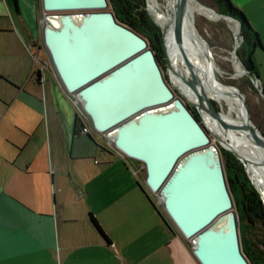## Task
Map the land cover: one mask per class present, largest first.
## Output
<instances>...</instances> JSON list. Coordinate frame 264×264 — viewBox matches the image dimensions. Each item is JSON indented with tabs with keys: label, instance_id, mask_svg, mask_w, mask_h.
Masks as SVG:
<instances>
[{
	"label": "crops",
	"instance_id": "obj_1",
	"mask_svg": "<svg viewBox=\"0 0 264 264\" xmlns=\"http://www.w3.org/2000/svg\"><path fill=\"white\" fill-rule=\"evenodd\" d=\"M14 1L0 0V264H199L126 156L73 130L77 107L32 57L38 0ZM230 2L257 33L261 66L264 0Z\"/></svg>",
	"mask_w": 264,
	"mask_h": 264
},
{
	"label": "water",
	"instance_id": "obj_2",
	"mask_svg": "<svg viewBox=\"0 0 264 264\" xmlns=\"http://www.w3.org/2000/svg\"><path fill=\"white\" fill-rule=\"evenodd\" d=\"M106 3L38 0L40 41L55 78L93 131L123 155L141 162L143 187L187 239L199 264H249L239 247L236 213L219 150L208 133L239 161L263 165L264 161L244 156L201 114L203 109L216 116L224 127L247 128L264 146V135L250 121L243 95L230 84L243 111L239 124L228 123L204 95L192 73L195 63L179 45L186 0H177L171 38L189 70L183 82L203 119L200 123L167 85L145 38L116 21ZM217 14L235 21L239 31L237 19ZM241 73L257 85L254 74L245 69ZM258 92L264 99L260 87Z\"/></svg>",
	"mask_w": 264,
	"mask_h": 264
},
{
	"label": "trees",
	"instance_id": "obj_3",
	"mask_svg": "<svg viewBox=\"0 0 264 264\" xmlns=\"http://www.w3.org/2000/svg\"><path fill=\"white\" fill-rule=\"evenodd\" d=\"M106 1V7L111 10L115 20L143 36L146 40L147 46L151 48L154 56L156 57L157 48H155V44L160 43V31L158 26L147 14L144 0ZM157 1L161 3L163 0ZM214 2L218 12L232 16L239 21L238 35L240 37V41L236 47V54L244 69L257 76L255 64L251 59V53L254 48H261L262 45L258 40L256 31L250 26L240 8L233 5L230 0H214ZM13 4L16 7L14 0ZM205 8L214 11L213 9L207 7ZM232 24L236 35V23L233 21ZM237 43L238 41L235 36L233 46H236ZM227 87L233 91L230 84H227ZM260 92L264 95V84H260ZM190 112L199 121L195 113L191 110ZM81 124V118L79 114L76 113L74 116L73 130L76 131L75 129H78ZM84 134H87L92 138L90 133ZM98 145L101 148H104V146L100 144ZM218 150L222 162L226 187L231 197L232 207L236 213L237 234L240 250L249 264H264V206L262 201L246 176L242 163L225 148L218 146ZM136 184L145 194L152 206L156 209L162 221L169 227L168 220L163 217L162 213L158 209L159 206L154 203L152 197L147 193L140 181L136 180ZM89 218L99 233L102 234L98 224L91 214H89Z\"/></svg>",
	"mask_w": 264,
	"mask_h": 264
},
{
	"label": "bare ground",
	"instance_id": "obj_4",
	"mask_svg": "<svg viewBox=\"0 0 264 264\" xmlns=\"http://www.w3.org/2000/svg\"><path fill=\"white\" fill-rule=\"evenodd\" d=\"M145 1L148 13L151 15L155 23L161 28L162 36L165 38L167 67L171 79L190 100H193L194 98L191 91L183 82V80L189 76V70L185 66L180 53L176 49L171 38L173 11L177 0H165L162 4L157 0ZM205 7L210 8L201 3L199 4L198 1L186 0V8L179 26V45L183 53L195 63L196 67L192 70V73L199 80V85L204 95L209 100H215L219 104V106L222 108L219 112L228 123L239 124L243 121V111L240 102L229 87L223 84L219 79H216L212 76V70L217 69L216 64L212 59L205 41L201 38L194 27L192 12H198V9L202 13L220 17L217 12L206 9ZM226 19L230 21L231 18ZM230 26L233 29V33L235 35L233 24L231 23ZM192 43L195 45L201 55V64L197 62ZM235 61L239 69L242 70V68L239 66L238 59L235 58ZM201 114L203 119H205L208 123H211L214 131L219 136L223 137L229 143L234 145L236 149L241 151L244 149V156L264 161V146L252 138V135L247 128H234L231 126H225L229 136L237 137L240 140L243 146L242 148L240 144L227 137L226 134L220 131L223 125L216 116L207 115L203 109H201ZM244 164L246 172L248 173L253 185L258 190L264 204V165L247 161H244Z\"/></svg>",
	"mask_w": 264,
	"mask_h": 264
},
{
	"label": "rangeland",
	"instance_id": "obj_5",
	"mask_svg": "<svg viewBox=\"0 0 264 264\" xmlns=\"http://www.w3.org/2000/svg\"><path fill=\"white\" fill-rule=\"evenodd\" d=\"M164 1L165 0H163L161 2V4ZM195 1H198L201 4L210 7L215 12L220 13L216 9V4H215L214 0H195ZM144 4L146 7V1L145 0H144ZM147 14L150 16L151 20L153 21V18L151 17V15L148 12H147ZM192 20H193L194 27L197 30L198 34L206 42L207 47H208L210 54L212 56V59L216 64L217 69L212 70V76L216 79H219L226 86H227V84H234L239 89V91L243 95L244 101L246 103L250 121L264 135V99L262 98V96L258 92V88L260 87V84L257 80V85L254 86V84H252V82L249 80L248 76L245 73H241L242 70H240L239 67L237 66V63L235 61V58L238 59L237 54H236V47L239 44L240 37H239L238 32H237L236 38H237L238 43L235 46V52H234L232 50V46H233V42L235 40V37L233 40V36H235V35L233 33V29L230 26V24L233 23V21L232 20L228 21L226 18H223L221 16L218 18L214 15L202 13L201 11H199V9H198V12H192ZM156 25L158 26V24H156ZM158 28L160 31V43L155 44V48H157V55H156V57L155 56L154 57L158 63L160 70H161V74H162L164 80L166 81L167 85L172 90L173 94L178 96L182 100V102L184 104H186L187 107H189L193 113H195V115L199 119L200 123H204L203 119H202L200 113L197 111L195 105L191 102V100L187 97V95L175 85V83L171 79V76H170V73H169V70L167 67L166 41H165V38H163V36L161 34V29L159 26H158ZM166 37H167V35H166ZM193 47L195 50L197 62L201 64L202 63L201 55H200L198 49L195 47V45H193ZM255 52H260V53H258L259 55L262 54V51H259V49H255ZM35 54H36L37 59H40L41 57L45 56V52L41 47H40V50L38 52H36ZM253 55H254V53H253ZM234 56H235V58H234ZM238 61H239V66L242 69H244V67L242 66L239 59H238ZM263 62H264V60H263ZM254 63H255L256 70H260V68H262L264 70V63L261 66L259 65L260 62H258L257 60H255ZM160 65H162V66H160ZM258 79H259V76H258ZM210 102L216 107V109L218 111H221L222 108L219 106V104L215 100L210 99ZM204 121H206V120L204 119ZM220 131L223 132L224 134H226L227 137L236 141L243 148L240 140L237 137H231L228 135V133L226 131V127L222 126ZM91 134L93 135V137H95V139L97 141L104 144L105 141L101 137L97 136L94 133H91ZM208 135H209L211 142H213L217 147L220 146L219 141L216 138H214L209 133H208ZM232 146H234V145H232ZM238 151L244 155V149H243V151H241V150H238ZM103 156H106L105 153H103ZM126 158L128 159L129 163L133 166V168L136 170L134 177H136V179L138 181H140V183L142 184V179L144 176L143 166H140V170L137 168V165L138 164L141 165V162L134 159V158H131V157L126 156ZM220 161H221V158H220ZM241 163H242V166H243V169H244L246 176L248 177L251 185L255 189V186L253 185L248 173L246 172L245 164L243 162H241ZM221 165H222V162H221ZM145 190H147V189H145ZM151 197H152V195H151ZM259 197H260V195H259ZM152 199H154V198L152 197ZM260 199H261V197H260ZM154 201H156L157 206H159L158 209L162 213L163 217L166 220H168V222H170L168 217L165 215L163 209L160 207L159 202L155 199H154ZM261 201H262V199H261ZM262 204H263V201H262ZM263 206H264V204H263ZM154 210H155L154 212L157 214V216L159 218H161L160 215L157 213L155 208H154ZM173 228H174V226H173Z\"/></svg>",
	"mask_w": 264,
	"mask_h": 264
},
{
	"label": "built area",
	"instance_id": "obj_6",
	"mask_svg": "<svg viewBox=\"0 0 264 264\" xmlns=\"http://www.w3.org/2000/svg\"><path fill=\"white\" fill-rule=\"evenodd\" d=\"M38 46H40L41 45V41L40 40H37V43H36ZM32 45H35V44H31V43H28L27 44V47H31ZM41 47H42V45H41ZM43 48V47H42ZM44 50V49H43ZM45 52V51H44ZM32 57H33V59L35 60V61H37V63L39 64V66H40V68L41 67H43L45 64H49L48 63V59H47V56H46V53H45V56H43L42 58H40V59H37V57H36V54L35 53H33L32 54ZM73 102V101H72ZM74 103V102H73ZM78 114H79V116H80V118H81V122H82V124H81V126L78 128V132H80V133H94V134H96L97 136H99V137H101L105 142H104V144L103 143H100L99 141H97L96 139H95V137H93V135L91 134V136L95 139V141H96V143H98V144H100V145H102V146H104V147H111V148H113V149H115L116 150V152H118L120 155H123L120 151H118L115 147H113L110 143H108L104 138H103V136H102V134H100V133H97V132H95V131H93L92 129H91V127H90V125H89V123H88V120H87V117L80 111V110H78ZM124 156V155H123ZM141 166H142V164H141Z\"/></svg>",
	"mask_w": 264,
	"mask_h": 264
}]
</instances>
